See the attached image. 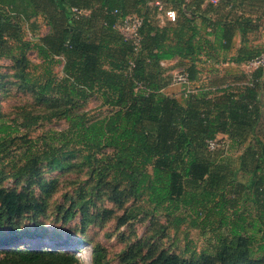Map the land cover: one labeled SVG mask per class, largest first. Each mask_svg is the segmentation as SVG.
I'll list each match as a JSON object with an SVG mask.
<instances>
[{
    "label": "trees",
    "instance_id": "obj_1",
    "mask_svg": "<svg viewBox=\"0 0 264 264\" xmlns=\"http://www.w3.org/2000/svg\"><path fill=\"white\" fill-rule=\"evenodd\" d=\"M155 2L174 10L175 20L159 21ZM73 8L87 13L75 17ZM114 9L118 15L112 14ZM132 14L142 18L138 47L113 28L119 18ZM36 17L49 29L31 44L22 39L20 23L34 30L31 20ZM262 19L264 0H0V58H10L21 68L16 75L36 101L54 103L50 98L55 97L66 104L25 114L19 123L0 122V153L12 144L18 147L6 163L0 161V180L10 171L36 175L29 168L37 164L60 169L63 157L80 148L95 165L92 175L99 183L111 173L134 197L145 195L155 211L170 216L173 227L187 223L211 232L216 244L210 255L219 264H262L264 104L258 91L264 67L255 70L241 90L223 89L217 95L197 90L178 99L164 93L161 64L187 61L192 84L198 57L209 49L231 52L238 35L241 44L222 60L242 65L264 50L247 39L259 30ZM32 47L42 58L40 65L24 56ZM60 58L62 77L57 79L50 65ZM93 95L110 109L106 115L88 119L72 112L78 106L73 100ZM54 117L64 118L67 127L33 140L19 135L21 128ZM218 135L244 146L236 170L209 148ZM102 149L110 154L97 157ZM237 171L245 173L246 180L238 181ZM240 200L244 210L249 202L252 209L238 210ZM77 205L74 200L71 207ZM71 207L65 219L72 216ZM3 210L0 222H11L26 212V204L11 192L3 197ZM96 260L93 264H99ZM0 264H77V259L51 245L16 249ZM162 264L194 263L172 257Z\"/></svg>",
    "mask_w": 264,
    "mask_h": 264
},
{
    "label": "rangeland",
    "instance_id": "obj_2",
    "mask_svg": "<svg viewBox=\"0 0 264 264\" xmlns=\"http://www.w3.org/2000/svg\"><path fill=\"white\" fill-rule=\"evenodd\" d=\"M31 21L35 24L34 30L29 23H20L21 35L24 41L34 44L38 36L48 32L49 27L41 17ZM258 26L259 30L247 34L248 44L263 50L264 19L258 21ZM240 44L237 35L231 52L209 49L199 56L195 61L197 78L189 86L172 84L174 73L186 70L187 61L162 64L167 82L164 93L182 99L186 90H205L217 95L223 89L233 92L242 89L250 83L255 70L222 60L224 56L227 59L235 53ZM24 56L30 64L40 65L42 62L34 47L25 50ZM50 69L60 79L61 58L51 64ZM20 71L12 59L0 58V122L19 123L23 115L44 113L51 104L66 105L55 97L50 98L55 100L54 103L36 101L30 91L22 88L16 75ZM258 98L264 104V78L259 85ZM73 101L78 106L72 112L86 115L88 119L103 117L110 110L101 104L98 95L85 101ZM66 127L64 118L54 117L39 121L30 129L21 128L19 135L33 140L47 131H61ZM243 147L238 148L227 136L218 135L212 149L219 152L220 158L230 161L232 169L236 170ZM16 148V144H12L10 150H3L7 156L0 153L1 163H6ZM69 153L63 157L60 169L52 170L44 164H37L29 168V171H36V175L15 176L16 171H10L0 180V217L5 214V195L14 192L20 202L26 204V212L20 218L0 222V259L9 258L11 251L16 249L54 245L63 253L74 255L77 264H93L95 259L99 264H162L164 258L172 257L194 264H219L216 257L210 255L212 246L216 244L211 232L191 228L187 223L173 227L170 216L163 211H155L145 195L134 197L128 185L113 179L111 173L99 183L98 178L92 175L95 165L86 159V151L76 148ZM109 154V149H102L97 157ZM236 179L246 180L245 173L237 171ZM74 200H78V205L71 207ZM70 207L72 216L65 219L64 213ZM245 207L247 211L252 209L250 202ZM237 209L246 211L242 200ZM8 240L10 243L7 244ZM26 243L31 246H24ZM256 257L251 260L255 261ZM260 263L264 264V261Z\"/></svg>",
    "mask_w": 264,
    "mask_h": 264
},
{
    "label": "built area",
    "instance_id": "obj_3",
    "mask_svg": "<svg viewBox=\"0 0 264 264\" xmlns=\"http://www.w3.org/2000/svg\"><path fill=\"white\" fill-rule=\"evenodd\" d=\"M219 0H208L211 4H217ZM155 6L157 7V15L156 18L161 21H174L176 17V13L174 10L170 8H166L162 3L155 2ZM73 14L75 17L82 13H87V11H79L75 8L72 9ZM112 14L118 15V11L114 9ZM142 26V18L136 14L128 15L125 17L119 18L113 28L120 33L124 39L130 41L135 47L139 46L140 42V29ZM163 64V63H161ZM233 64V63H231ZM164 65V64H163ZM235 65V64H233ZM244 68L246 67L249 70H257L259 68L264 67V51H262L259 55L255 56L254 58L246 61L242 64ZM172 84H179L183 86H189L190 81L188 79V74L185 70L177 71L174 73L172 77ZM189 90H186L184 95L189 93ZM214 145V141L209 142V148L212 149Z\"/></svg>",
    "mask_w": 264,
    "mask_h": 264
},
{
    "label": "crops",
    "instance_id": "obj_4",
    "mask_svg": "<svg viewBox=\"0 0 264 264\" xmlns=\"http://www.w3.org/2000/svg\"><path fill=\"white\" fill-rule=\"evenodd\" d=\"M260 29V28H259ZM237 36V35H236ZM236 36H235V38H236ZM235 38H234V41H235ZM168 62H170V61H165L163 64H167ZM235 66H240V65H235Z\"/></svg>",
    "mask_w": 264,
    "mask_h": 264
},
{
    "label": "bare ground",
    "instance_id": "obj_5",
    "mask_svg": "<svg viewBox=\"0 0 264 264\" xmlns=\"http://www.w3.org/2000/svg\"><path fill=\"white\" fill-rule=\"evenodd\" d=\"M24 246H31L30 244L26 243Z\"/></svg>",
    "mask_w": 264,
    "mask_h": 264
}]
</instances>
